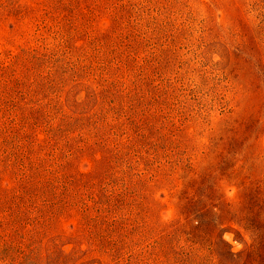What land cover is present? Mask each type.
<instances>
[{
	"label": "rangeland",
	"instance_id": "1",
	"mask_svg": "<svg viewBox=\"0 0 264 264\" xmlns=\"http://www.w3.org/2000/svg\"><path fill=\"white\" fill-rule=\"evenodd\" d=\"M0 264H264V0H0Z\"/></svg>",
	"mask_w": 264,
	"mask_h": 264
}]
</instances>
